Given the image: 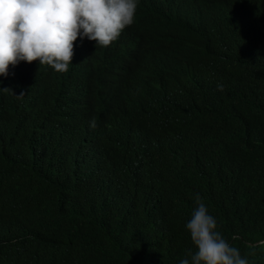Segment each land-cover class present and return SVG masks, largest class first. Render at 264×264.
Segmentation results:
<instances>
[{
    "label": "trees",
    "instance_id": "trees-1",
    "mask_svg": "<svg viewBox=\"0 0 264 264\" xmlns=\"http://www.w3.org/2000/svg\"><path fill=\"white\" fill-rule=\"evenodd\" d=\"M8 72L0 264H180L197 194L264 264V0H139L68 72Z\"/></svg>",
    "mask_w": 264,
    "mask_h": 264
},
{
    "label": "clouds",
    "instance_id": "clouds-1",
    "mask_svg": "<svg viewBox=\"0 0 264 264\" xmlns=\"http://www.w3.org/2000/svg\"><path fill=\"white\" fill-rule=\"evenodd\" d=\"M139 0H0V75L21 61L38 60L69 71L74 48H105L133 23ZM222 91L223 85H217ZM6 89V88H5ZM20 93L19 95H23ZM95 127V118L90 122ZM185 224L195 251L180 264H248L247 257L217 230V221L197 194ZM264 243L259 240L254 245Z\"/></svg>",
    "mask_w": 264,
    "mask_h": 264
},
{
    "label": "bare ground",
    "instance_id": "bare-ground-1",
    "mask_svg": "<svg viewBox=\"0 0 264 264\" xmlns=\"http://www.w3.org/2000/svg\"><path fill=\"white\" fill-rule=\"evenodd\" d=\"M250 37H251V36H250ZM237 40H238V39H237ZM212 90H213V89H212ZM220 112H221V111H220ZM212 114H213V113H212ZM236 144H237V143H236ZM227 147H228V146H227ZM215 148H216V147H215ZM128 155H129V154H128ZM171 155H172V154H171ZM211 156H212V155H211ZM213 172H214V171H213ZM213 172H212V173H213ZM239 187H240V186H239Z\"/></svg>",
    "mask_w": 264,
    "mask_h": 264
}]
</instances>
